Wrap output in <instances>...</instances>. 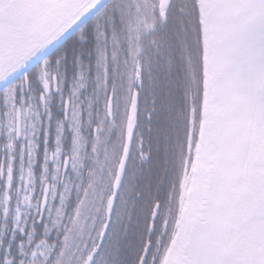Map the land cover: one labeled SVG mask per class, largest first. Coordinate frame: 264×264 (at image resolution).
Returning a JSON list of instances; mask_svg holds the SVG:
<instances>
[{"label": "snow or ice", "instance_id": "obj_1", "mask_svg": "<svg viewBox=\"0 0 264 264\" xmlns=\"http://www.w3.org/2000/svg\"><path fill=\"white\" fill-rule=\"evenodd\" d=\"M83 0H0V65L18 62L37 44L52 43L73 27L80 19ZM211 13L227 8L232 12L234 45L235 99L233 119L235 133L230 142V156L222 161L214 176H210L203 163L204 143L210 116L208 83H202L201 120L196 127V107L189 103L184 139V169L179 184H173L169 192L170 205L161 214L158 199L152 201L148 215L147 232L143 250L137 264H264V0H212ZM202 0H197L196 23L201 25L202 67L207 70L209 29L207 17L201 16ZM246 17L247 20L242 19ZM254 57V62H250ZM47 64V61L45 62ZM44 71V88H48ZM139 91H135L130 105L131 133L138 110ZM156 100H153L155 110ZM154 115L148 113V119ZM55 153L45 149L42 165V182H46L48 161L61 152L57 137ZM142 140L138 147L142 149ZM38 145L30 142L31 162H35ZM141 150V157L146 158ZM3 172L0 170V177ZM28 175L32 176L31 168ZM13 168H8L7 184L11 187ZM43 192L47 189L42 188ZM175 196L176 213L172 217L171 202ZM31 196H25L30 206ZM35 216V226L44 223L46 205L41 202ZM19 212V209H17ZM112 204L109 202V216ZM160 219L162 236L153 248L151 233ZM16 220H20L19 214ZM109 225L103 226L96 239L101 243ZM46 231L47 229L45 225ZM21 234L25 228L20 227ZM167 239V243L164 240ZM32 242L31 233L27 243ZM43 243V241H41ZM24 241L18 244L24 255ZM89 250L87 259H92ZM10 248L0 256V264H13ZM151 253V254H150ZM19 264H23L21 260Z\"/></svg>", "mask_w": 264, "mask_h": 264}, {"label": "trees", "instance_id": "obj_2", "mask_svg": "<svg viewBox=\"0 0 264 264\" xmlns=\"http://www.w3.org/2000/svg\"><path fill=\"white\" fill-rule=\"evenodd\" d=\"M145 6V0H110L68 41L41 62L49 65L54 62L53 58L56 57L60 58L61 64L66 61L68 77L71 82L69 87L74 88L73 85L75 82L77 83L79 77L77 73L79 57H81L82 59H80L86 65L85 80L89 82L86 88L88 91H92L96 80V67L99 66L98 57L102 58L100 70L104 72L102 74L105 83L104 99L114 96L122 104V107L126 97V86L132 83L131 74H133L135 64L140 62L143 66V84L139 91L138 133L120 201L118 211L120 217L118 215L117 223L112 231L114 232L113 239L108 242L106 250L101 254L96 264H125L126 261H131L129 257L140 256L148 236V215L152 201L154 199L160 201L161 214L163 215L164 209L170 205V189L174 183L178 185L182 177L189 103L194 104L197 109L196 121L199 116V108L196 103L198 104L197 101L200 99L199 77L201 73L198 71L196 51L198 47H201L198 34L194 30L196 28L189 11L190 6L185 0H174L166 22H163L156 12L153 18L149 19V22L154 23L147 40L143 38L142 25L138 24L136 29L130 28L133 26L135 16L137 14L141 16ZM103 49L105 57L102 56ZM71 61H73V65L70 63ZM36 68L31 69L12 85L2 90L0 96L5 94L13 96L15 88L18 86L17 83L21 79L29 81L27 84L25 82L23 87L24 91H30V75ZM53 71L56 70L53 69ZM53 73L57 74V72ZM62 76L63 74H59L58 77L62 79ZM12 96L9 95V101L5 102L4 100L0 103L10 106L12 100L14 106V96ZM154 99L156 100L155 110L153 109ZM3 110V117L0 118V134L5 131L7 123L10 125L11 122L10 115H8L11 108L6 107ZM153 111L154 115L148 119V113ZM12 120L15 118L12 117ZM141 140L143 142L142 149L138 147ZM6 143V135L3 133L0 137V164L4 157L5 166L8 168L10 160L15 156L11 155V150ZM87 149L88 153L92 155L90 148ZM141 150L147 154L146 158L141 157ZM107 162L108 158L101 157L100 153L96 157L94 155L93 158L88 157L86 165L91 163V169H99L101 165L105 167ZM37 168L40 171V166ZM100 179L99 175L95 176L93 179L95 186ZM16 188V185L15 188L13 185V189L8 193L12 207L18 201ZM97 191H91L90 200H96ZM0 194V256L3 255L5 249L10 248V255L14 257L13 264H19L21 260L23 264H26L29 254L24 251L25 254L20 255L18 247L21 241L26 242V237L21 232L14 230L12 214L4 216L2 197L5 192L0 190ZM41 196L43 199L45 193L43 192ZM51 196L50 192L48 208L43 212L44 218L50 207ZM171 207L174 218L176 213L175 196H173ZM39 211L38 206V213ZM5 225L8 226L7 229H4ZM43 225H36L37 234L33 244H38L44 239ZM160 236H162V232L158 218L155 231L151 235L153 248L156 247L157 239ZM128 242L131 243L129 246ZM164 243H167V239L164 240ZM115 249H119V251Z\"/></svg>", "mask_w": 264, "mask_h": 264}, {"label": "water", "instance_id": "obj_3", "mask_svg": "<svg viewBox=\"0 0 264 264\" xmlns=\"http://www.w3.org/2000/svg\"><path fill=\"white\" fill-rule=\"evenodd\" d=\"M110 0H83V7L80 9L82 15L79 21L66 32L61 34L52 43L40 46L37 44L25 56L21 57L18 62L11 65H0V92L12 85L19 78L25 75L31 69L37 67L43 60L57 50L61 45L68 41L76 32H78L90 19H92ZM189 4V11L192 14L193 23L198 34L201 47V25L196 23V7L197 0H185ZM146 6L141 16L139 23L143 26V38L147 40L154 22H149L155 13L163 22L167 21L169 10L174 0H145ZM212 0H202L203 10L201 16L207 17L208 25V59L207 70L202 67L201 48H197L198 71L201 73L199 77L200 99H198L197 108H199V116L196 121V127L199 129L201 120V92L202 83L206 80L208 83L207 89L208 99L210 104V116L207 124V135L204 143L203 163L206 164L209 175L214 176L222 161L227 159L230 154V142L235 133V122L233 119V111L235 99L232 95L234 85V45L235 38L233 35L232 12L227 8H218L215 11L214 18L211 14ZM147 12H144L146 11ZM136 15V14H135ZM136 17V16H135ZM247 20L246 17L242 18ZM134 24V21H133ZM130 28H134L130 26ZM136 37V32H135ZM138 56V55H137ZM250 62H254V57H250ZM197 71V72H198ZM143 66L140 62L135 64L133 74H131L132 83L126 86V97L124 99L123 109L121 111V125H119V149L112 153L110 157L111 165L108 167V162L105 167L108 172L107 189L94 188L92 191L98 190L96 200H90L84 205V215L77 224L74 232L75 240L70 241L67 245L65 257H76L79 262L76 264H84L87 259L89 250L93 245H97L92 251V259L87 261V264H96L101 254L106 250L107 244L113 239V228L117 223L120 201L127 179L130 162L133 158L135 142L137 139L139 126V104L140 92L138 96V110L135 117L134 127L129 132V125L132 122L130 116V105L133 93L140 91L143 84ZM111 105L109 112H111ZM197 111V109H196ZM121 117V116H120ZM68 165V163H67ZM98 183L104 182V176L100 175ZM104 187V186H103ZM48 193H45L44 204L47 206ZM109 202L112 204V211L109 216ZM92 206V207H91ZM120 217V215H119ZM123 222V219H121ZM108 224L107 233L101 243L96 239L98 232L103 231V226ZM152 235V233H151ZM73 251L76 253L73 254ZM74 258L69 259V263H74ZM68 263V264H69ZM63 264H66L63 263Z\"/></svg>", "mask_w": 264, "mask_h": 264}, {"label": "rangeland", "instance_id": "obj_4", "mask_svg": "<svg viewBox=\"0 0 264 264\" xmlns=\"http://www.w3.org/2000/svg\"><path fill=\"white\" fill-rule=\"evenodd\" d=\"M144 12H147V10ZM138 23H139V17L137 15L135 17V21L133 24V27L135 29ZM104 52L105 50L103 49L102 56L105 57ZM102 60H103L102 58L98 57L99 66L98 68L96 67V71H95L96 80L93 84L94 87L92 91H88L86 88L89 84V82L85 80L86 76H84L85 75L84 69L86 68V65L84 66L80 65V67L78 68L77 76L79 77L77 79V83L75 82L73 85L74 88L72 89V97H71L72 106H73L71 125L69 126V129L67 131L63 126H56L57 131H56L55 139L57 141V137L58 136L60 137L61 152L59 155L58 164L56 159L55 162L53 163L54 165H51L48 161V173H47L46 182H42L41 180L42 171L41 173H39V171L35 168L37 163L39 162V159H37L38 148L36 150V157L34 163L31 162V158H30V152H29L30 143L28 145V150H27L28 154H25L26 150L24 149L21 154V159L18 160V158L16 157L17 153L14 144L15 120H12V117H14V111H13L14 106L11 100V105L9 106L11 110L8 114L10 115L11 122L10 125L7 123L5 127V131L2 132V134L4 133V135H6L8 147L11 150V155L15 156V158H12L9 163V166L11 165L13 168V180L11 187L8 186L7 180L5 181V184L2 183V181H0V190H2V192H5L4 196L2 197L4 216H8L10 214L13 215V222H14L13 228L15 231L20 232L19 230L20 227L25 228V233L22 234L24 237H26L25 239L26 242L24 244V251L26 254L27 253L29 254L28 259L26 260V264H50L51 262L53 264H63L65 262L66 264H68L69 259L73 260L74 258L72 256H68V257L64 256L65 253L70 249L67 250L64 247L65 249L61 254V249H59V247L61 246L63 240H65V238L67 237L71 223L74 219L76 207L80 202L82 195L86 191V184H88L89 178L85 175V171L87 169L91 170V163L94 162L92 161L90 164L88 163V165H86L88 157L93 158V155L94 157H96V155L100 154V153L94 154V151L91 150L92 155H90L88 153L87 145L86 148H84V144H86V140L80 133V124L83 123V121H81L82 114L85 115L84 117L88 125L91 124V122H89V119L94 113L101 115L102 111L99 107L102 106V103L104 101L103 88L105 87L104 86L105 83L102 78V74H104V72L100 70V65L102 63ZM86 73L88 72L86 71ZM60 87L61 88L64 87V83L61 82ZM106 93L107 92L105 91V94ZM117 94H119V91H117ZM9 95L12 96V94ZM113 107H114V100H113ZM122 109L120 108L119 111V115L121 116V118H122V113H121ZM1 112L4 113V110H1ZM32 126L36 127V130L40 127V126L37 127V124H33ZM31 131H33V129ZM69 132H70V136H69ZM8 133H10V135H8ZM35 133H36L35 131L31 132L30 142H34L37 145L39 138L38 136H36ZM2 134H0V137H2ZM57 146L58 145H56V148ZM65 151H68L67 153H65V158L66 157L69 158L70 171L68 176L66 177V182L64 186H62V184H60L61 181L60 166L62 161V155L64 154ZM26 155L28 156L26 157ZM104 156L106 159L112 156L111 148H107L102 151L101 157ZM161 158L162 156L160 154V160ZM100 162L102 163V161ZM29 168H31L32 176L28 175ZM102 168L103 167L101 165L99 169ZM7 179H8V173H7ZM14 182L15 184H13ZM48 183L52 185L51 188H53V190L51 191L52 196L50 201V207L47 215H45L44 225L42 224L44 227L43 228L44 239L42 240L43 243L39 242L38 244H33L34 238L37 234L36 226H35V231H32L34 219L35 216L38 214V206L40 202H43L44 199V198L42 199L43 195L41 196V194L43 193L42 188L50 186ZM92 183L93 181L91 182V185H94V183L93 184ZM13 185L14 188L15 185L17 187L16 191H17L18 201H16L15 205L12 207L10 206V198L8 196V193L11 189H13ZM91 191L92 190L89 189V191L85 193V197H84L85 204L90 200ZM25 196H31L32 198L31 204L36 205L35 208L30 206L29 202L25 200ZM17 209H19V212L17 211ZM18 214L20 216L19 221L16 220V216ZM45 225L47 226V229H50V231H46ZM7 227L8 226L5 225L4 229H7ZM29 233H31L32 235V242L30 245L27 243ZM128 244L131 243L128 242ZM129 259H131V261L129 262L126 261L125 264H136V260H138V256L134 255L131 258L129 257ZM76 261L79 262V260L75 257L73 264H76Z\"/></svg>", "mask_w": 264, "mask_h": 264}, {"label": "flooded vegetation", "instance_id": "obj_5", "mask_svg": "<svg viewBox=\"0 0 264 264\" xmlns=\"http://www.w3.org/2000/svg\"><path fill=\"white\" fill-rule=\"evenodd\" d=\"M80 58L81 57H79L78 67H80V65L84 66L85 63L81 60L82 58ZM59 59V57H56L53 58L54 62L52 64L45 65L44 63H40L37 66V68L30 75V91H24L23 84L25 82L26 84L29 82L27 81V79L19 80L17 83L18 86L14 91V117L16 132L14 144L17 153L16 157L18 158V160H20L21 154L24 149L26 150L25 154H28L27 150L31 139V132L35 131L36 136H38L40 140H38L37 142V159H39V162L35 167L37 168L38 166H40V171L38 170L39 173L43 171L42 165L45 157V149L47 148L49 153H55L57 145L55 139L57 131L56 126H63L67 131L69 129V126L71 125L73 110L71 97L73 88L69 87L71 85V82L68 77V63L65 61L61 64V62H59ZM70 63L73 65V61H71ZM53 69H55L56 71H53ZM47 70L49 74L47 77H45V79H47L48 81V88L45 89L43 86L44 79H42V77L44 71ZM53 72H57L58 75L54 74ZM59 74H63L62 79L58 77ZM61 82L64 83V87L62 88L60 87ZM4 100L5 102L9 101V94L0 96V101ZM110 105L112 110L111 112H109ZM6 107L9 108V105H7L6 103H0V118H2L4 114L3 112H1V110ZM99 108L102 111L101 115L94 113L89 119V122H91V124L89 125L86 123V119L84 117L85 115L82 114L81 116V121H83V123L80 124V133L86 140L84 148H86L87 145V148L89 147L90 150H93L94 154L102 153L103 150L111 148L112 153H114V151L116 152L119 149V125H121V117L119 115V111L120 108H122V104H120L118 99H116L114 96H108L107 99H104L102 106H100ZM33 124H37V127H40L36 130V127L32 126ZM32 129L33 131H31ZM67 152L68 151H65L62 155L60 166V184H62V186H64L66 177L68 176L70 171L69 158H65V153ZM27 156L28 155H26V157ZM54 162L55 159L49 160V163L51 165H54ZM110 165L111 163L108 157V167ZM0 170H2L3 172L2 177H0V181L5 184V181L7 180L8 170L5 166L4 157L1 160ZM85 175L89 178L88 184H86V191L80 199L81 203L79 202L76 207L74 219L71 223L67 237L65 238V240H63L61 246L59 247V249H61V254L65 248L67 249V244H69L70 241L75 240L74 232L76 230L77 224H79L84 215L85 193L89 191V189L92 190L93 187H101L102 185L103 189H107L108 186V183L106 182L108 181V172L106 168L86 170ZM95 175H103L104 182L98 183L96 186L91 185V182L93 181V179H95ZM48 184L50 186L46 187L47 191L45 193L49 194L53 190V188H51L52 185L50 183ZM46 208H48V200ZM129 245L130 244H128V246ZM74 253H76V251H73V254Z\"/></svg>", "mask_w": 264, "mask_h": 264}, {"label": "bare ground", "instance_id": "obj_6", "mask_svg": "<svg viewBox=\"0 0 264 264\" xmlns=\"http://www.w3.org/2000/svg\"><path fill=\"white\" fill-rule=\"evenodd\" d=\"M171 101V100H170ZM116 247V246H115ZM115 250H117V249H115ZM117 251H119V249L117 250Z\"/></svg>", "mask_w": 264, "mask_h": 264}]
</instances>
